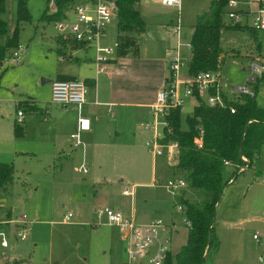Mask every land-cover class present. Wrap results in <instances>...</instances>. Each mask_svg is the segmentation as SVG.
<instances>
[{
    "label": "rangeland",
    "instance_id": "obj_1",
    "mask_svg": "<svg viewBox=\"0 0 264 264\" xmlns=\"http://www.w3.org/2000/svg\"><path fill=\"white\" fill-rule=\"evenodd\" d=\"M17 1L5 0V9L1 13L9 32L16 24ZM105 1L113 3V0ZM210 1L180 0L179 10L163 7L151 0L137 2L135 7L144 22V31L130 33L135 39L137 55L130 53V57L118 59V74L121 79H125L121 80L123 84L126 87L133 84L147 87L158 75L153 71L156 64H160V68L163 63V70L166 71L164 60L167 54H172L176 42L169 23L178 22L180 25L178 42L181 44L180 52L184 60L181 67L183 73L188 55L185 44L189 42L197 17L208 9ZM47 2L48 0H25L31 19L21 24L19 32L22 62L8 64L5 61L3 66L6 67L0 76V149L11 151L21 144L29 149L19 158L9 153H0V161L15 159L13 181L0 190V218L7 217L8 213L17 219L23 213L26 215L25 225L29 227V233L27 240L20 241L25 244V250L21 251L20 256L22 255V259H29L27 264H122L125 260V243L120 231L107 224L103 218L97 219L95 214V210L103 206L120 208L127 213L131 211L137 221H144L142 218L150 215L165 222L172 221L175 228L169 236L167 250L171 254L175 253L185 242L187 231L182 214L175 211L179 196L182 195L190 202H200L207 198V193L187 186L174 191L167 188L165 180L174 177L171 168L163 155L154 156L152 162L151 152L143 144L145 138L141 137L136 142L135 153L118 151L111 154L106 162V158H103L101 164H91L88 159L80 156L81 146L75 147V151L70 153L68 143L72 145V142L69 137V141H65L68 151L63 149L64 152L59 157H52V140L49 141V137L55 133H63L59 129L61 123L51 132L47 127L40 129L32 123L24 131V141L13 137L11 126L13 119L17 118L15 100L20 95H24L23 98L31 96L39 106H43L44 101L50 100V82H42L43 78L56 79L58 70L79 71L80 64L58 59L55 37L61 35L57 33L54 21L41 18L47 10ZM224 20L226 21L225 16ZM106 34L108 45L114 46L117 35L115 16L106 26ZM219 38L222 55L218 71L223 83L241 86L247 79V55L249 59L257 56L250 54L252 39L247 32L225 28L221 29ZM257 39L260 43L258 57L264 61V29L257 31ZM69 54L81 60H93V44L76 47ZM113 56L115 52L110 57ZM86 64L83 63V66L89 67ZM262 87L261 91L264 93V76ZM256 100L261 103L262 94H258ZM195 102L191 97L184 99L180 107L182 117L191 110ZM55 110L58 109L52 111V117H55L56 112H62ZM38 113V117H47L41 110ZM71 113L68 110L64 114ZM24 116L25 119L35 120L33 113H26ZM38 134L46 140L40 144L41 147L37 141ZM116 140L127 143L130 133L123 132ZM56 161L61 163L60 168L54 165ZM77 167L85 171H77ZM228 176L225 172L224 178ZM152 177L156 184H150ZM132 184V196L122 195L121 190L125 187L129 189ZM67 212L72 215L68 221H64L63 215ZM262 221L264 144L251 167L233 177L216 202L213 231L220 244L217 255L210 251L204 264H243L244 262H240L242 258L252 260L259 247L251 234L264 226ZM14 239V235L8 234L10 242Z\"/></svg>",
    "mask_w": 264,
    "mask_h": 264
},
{
    "label": "trees",
    "instance_id": "obj_2",
    "mask_svg": "<svg viewBox=\"0 0 264 264\" xmlns=\"http://www.w3.org/2000/svg\"><path fill=\"white\" fill-rule=\"evenodd\" d=\"M56 12L44 11L41 18L55 21L61 18L63 10L75 0H55ZM140 0H113L116 13V57L127 53L135 55L137 46L130 33L144 31V22L135 5ZM226 0H211L208 9L197 17L190 37L186 60V75L195 76L201 71H217L220 68L222 48L220 29L247 32L252 39L254 55H260V43L257 29L225 24L224 6ZM48 3V2H47ZM5 9V0H0V76L6 66L4 62L20 46L19 32L23 22L30 21L31 16L25 0L17 1L16 24L9 32L8 24L1 17ZM69 38L55 37V50L64 60H75L69 51L78 47ZM233 52L235 50L232 49ZM251 54V55H252ZM264 71L254 82L246 81L254 95L240 94L235 99H226L225 105H208L194 95L196 102L183 117L179 107L169 108L166 120L167 131L162 142L176 141L177 149L172 164H167L174 176L182 177L189 188H197L207 193V198L200 202H190L179 196V205L186 227L185 242L171 254L166 253L162 264H204L210 251L216 253L219 241L213 231L215 206L225 185L238 173L251 167L256 160L260 147L264 144V105L256 100L258 83ZM73 77L59 75L56 79ZM170 78V72L164 82ZM84 83L86 80H83ZM233 108V112H230ZM16 109L34 113L39 116L41 107L32 98L27 97L16 103ZM182 123L184 126L182 127ZM15 137L24 135V126L14 122ZM200 138V146L194 138ZM229 176L225 179L224 173ZM14 178V166L11 162L0 161V190L4 189Z\"/></svg>",
    "mask_w": 264,
    "mask_h": 264
},
{
    "label": "built area",
    "instance_id": "obj_3",
    "mask_svg": "<svg viewBox=\"0 0 264 264\" xmlns=\"http://www.w3.org/2000/svg\"><path fill=\"white\" fill-rule=\"evenodd\" d=\"M163 6L180 8V0H151ZM48 13L56 12V1L48 0ZM116 17L113 3L108 4L105 0H75L68 5L62 13L61 18L54 21V27L62 37L70 38L78 47H86L92 43L94 47V58L92 60L94 71L104 70V64L115 52V45L104 44L102 38L106 26L112 17ZM225 24L245 26L253 29H264V0H226L224 6ZM223 28V27H222ZM221 28V29H222ZM220 29V31H221ZM170 32L176 37L173 52L168 60L167 69L170 78L163 83L155 93L154 101L149 105L151 118L139 125V129L146 132L144 145L153 156L163 155L167 164H172L177 149L176 141L162 142L165 131L168 128L166 115L169 108L181 107L187 97L197 95L208 105H225L222 98V85L217 71H201L195 76L183 77L181 67L184 63L180 52L181 44L178 42L180 36V25L178 22L170 26ZM189 50V42L185 44ZM73 49L71 50V52ZM22 48L19 46L13 51L8 64H18L22 60ZM58 59L63 56L58 54ZM248 78L246 81L254 82L264 71V61L258 56H252L248 60ZM248 83L237 87L239 94L249 97L254 95ZM261 82L258 83V87ZM85 83L78 78L54 79L51 81L50 102L60 105H73L76 108V122L74 130L69 134L72 145L82 144L81 132L90 127L89 118L82 114ZM233 112V108H230ZM17 122H22L23 111H17ZM194 142L200 146V138L195 137ZM81 169V170H80ZM77 171L84 172L85 169L77 167ZM165 186L171 191L182 188L185 182L180 178L167 179ZM121 193L130 195L131 189L123 188ZM176 209L181 211L177 204ZM97 219H104L109 225L118 228L124 241L125 260L122 264H162L169 242V233L173 229L172 224H167L159 217H152L147 222H137L132 215L126 214L118 208L103 206L95 210ZM71 213L63 215V220L68 221ZM184 225L189 222L184 220ZM27 218L23 213L18 219L0 221V245H8V234L12 232L16 238L21 240L28 238L29 227H26ZM9 224H12L10 226ZM252 239L260 245V252L256 256L255 264H264V229L255 230L251 234Z\"/></svg>",
    "mask_w": 264,
    "mask_h": 264
},
{
    "label": "crops",
    "instance_id": "obj_4",
    "mask_svg": "<svg viewBox=\"0 0 264 264\" xmlns=\"http://www.w3.org/2000/svg\"><path fill=\"white\" fill-rule=\"evenodd\" d=\"M163 7H168V6H163ZM169 25H172V23H169ZM106 36L107 34H106V28H105L104 36L102 38V42L104 44H108L106 41ZM137 53L135 55H137ZM130 55H131L130 53H127L126 55L122 57L121 56L116 57V55L113 57H110L107 60V62H105L104 64V70L100 72L94 71V66H92L93 63L91 59L83 58L81 60V58L79 57L77 58L74 56L75 60H71V62L80 64L78 72L58 70V72L56 73V77L59 75H64V76H69L73 78H78L81 80H86L85 81L86 91L84 94L85 100L82 105V114L89 118L90 127L88 130L82 131L80 134L85 144L82 140V144L71 145L70 143H68V146L70 147L71 154H72V151H75V147L81 146L80 156L83 159H88L91 164L94 162L97 164H101L100 161H103L102 160L103 158H106L105 160L106 162L107 160H109L111 154L118 152V151L122 153H125V151L135 153L134 146L136 145V142L141 137L146 138L147 133L139 129V125L143 121L144 122L148 121L151 118L150 111H149V105L153 103L156 91L160 89L164 83V77L167 73V63H168L167 60H169L171 54L170 55L167 54V58L164 60L166 71L163 70V67H162L163 63L161 64L160 68H159L160 64H156L154 66L153 71H155L156 74L158 75H156L155 81L147 87H142L140 86V84L138 85L133 84V86L129 85L128 87H126L121 81L125 79H121V76L118 74L119 72L118 71L119 69L118 59L130 57ZM247 60H249L248 55H247ZM64 61H70V60H64ZM83 63H87L86 65H89V67L83 66ZM218 70L217 72H218L219 78L221 79L223 83V78L220 76ZM246 72H247V78H248V69ZM182 76L183 77L187 76L186 71L182 73ZM43 79L47 80L45 82H50V90H51L52 80L47 79V78H43ZM260 82H261V85L259 86L257 96L258 94H262L263 101L261 102V104L264 105V93L261 91V89H263L262 87L263 78ZM223 84L224 85H222V93L226 99H235L240 95L237 92L238 85H235V84L231 85L229 83H223ZM23 96L24 95H20V97H18L15 100V105L18 101L24 99ZM43 104L44 105L40 107H41V111L43 112V115L47 116L46 118L43 119L41 118V116L37 117L33 113L35 120L32 121L30 118L25 119L24 114L29 113V112L24 111L22 115L23 123L21 122V124L24 126L25 132L28 126L32 125V123L36 124L37 127L40 129L47 127L49 129V132H51L53 129L56 128L57 124L61 123V125L59 126V129L63 130V133L61 134L55 133L54 135L49 137V141L52 140L51 149H50V151L53 153L52 157L56 155L59 157L60 154L64 152L63 149L66 152L68 151V146L65 141L66 139L68 140L69 134L75 128L76 108L73 105H60V104L51 103L50 100L44 101ZM46 109H48V112ZM54 109L62 110V112L55 110L58 112L55 113V117H52L51 114ZM68 110H71L72 113L67 114V115L64 114ZM16 114H17V109H16ZM15 121H17V118H14L12 122V126H11L12 135L15 139H21L22 141H24V138L26 135L25 132L22 137L14 136L13 127H14ZM5 127L7 128L6 125ZM123 132L124 133L127 132L128 134L130 133V140L127 143L125 141L123 143L121 142L119 143L116 140L120 136V134ZM6 134L8 136V131ZM27 135H28V132H27ZM59 137H61V140L59 139ZM37 141L39 142V146L43 141L46 142V140L43 139L42 136L39 134H38ZM28 150L29 149H27L25 144H21V145H16L15 148L11 151L0 149V151H2L0 153H6V154L9 153L13 157L16 156V158H19L21 155L26 154ZM151 157H152L151 159L153 162L154 156L152 155ZM7 160L9 161H3V162H11L14 166V160H15L14 158L7 159ZM60 164L61 163L60 162L57 163V161L56 163H54V165L57 168L58 167L60 168L61 166ZM172 178H180V177L174 176ZM172 178H167V179H172ZM151 179L153 180H151L152 182L150 184L152 183L156 184L154 181V178L152 177ZM180 179H182V177ZM133 186L134 184H132L129 187L131 191H133ZM184 186H186V184ZM126 196L131 197L132 193ZM175 211L181 213L177 209H175ZM123 212L126 214H130L132 215V217H134L131 211H129L128 213L125 211ZM139 216L143 217L141 214ZM134 218H135L134 219L135 221L138 220L136 217ZM150 218H152V215H150L148 218L147 217H144V219L142 218V220L144 221H137V222H147ZM9 219H16V218L13 217L10 213L7 214V217L5 216L3 218H0V220H9ZM262 222L264 223V221ZM166 223L172 224L173 228H175L172 221L166 222ZM263 229H264V226L261 228H257L255 230L262 231ZM172 230H170L169 236ZM10 233L13 235L12 232H9V234ZM14 238L15 239L13 241L8 242L7 246L0 245V264H27V262H30L29 259H22L21 258L22 255L20 256L21 251L25 250V244L20 241L27 240L28 238L21 240L19 238H16L15 235H14ZM169 241H170V238H169ZM35 244H37V242ZM256 244L259 248L255 251L252 260L247 261L246 258H242L240 259V262H244L243 264H255L256 263V256L260 252V249H261L260 245L258 243ZM217 252H218V249L215 255H217Z\"/></svg>",
    "mask_w": 264,
    "mask_h": 264
},
{
    "label": "water",
    "instance_id": "obj_5",
    "mask_svg": "<svg viewBox=\"0 0 264 264\" xmlns=\"http://www.w3.org/2000/svg\"><path fill=\"white\" fill-rule=\"evenodd\" d=\"M45 81H47V80H45V79H42V82H45Z\"/></svg>",
    "mask_w": 264,
    "mask_h": 264
}]
</instances>
